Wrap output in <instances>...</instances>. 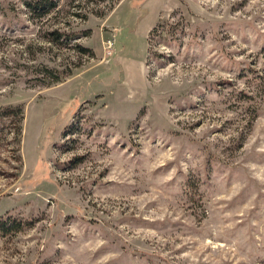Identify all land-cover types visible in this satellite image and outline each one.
Segmentation results:
<instances>
[{
	"label": "rangeland",
	"instance_id": "1",
	"mask_svg": "<svg viewBox=\"0 0 264 264\" xmlns=\"http://www.w3.org/2000/svg\"><path fill=\"white\" fill-rule=\"evenodd\" d=\"M61 5L0 0V264H264V0Z\"/></svg>",
	"mask_w": 264,
	"mask_h": 264
},
{
	"label": "trees",
	"instance_id": "2",
	"mask_svg": "<svg viewBox=\"0 0 264 264\" xmlns=\"http://www.w3.org/2000/svg\"><path fill=\"white\" fill-rule=\"evenodd\" d=\"M119 0H23V4L25 5L29 18L35 21H45L49 22V29L46 31L44 37L49 42H59L61 44L70 43L78 38L81 35L79 33L70 32V30H66L65 27H58L54 20L59 13V5L62 2L63 7H68L70 10V16L72 18H80L86 19V14H82L80 12V6L82 2H86L88 4H101L108 2L107 10H111L114 8L115 4ZM61 5V6H62ZM90 13H93L97 16L105 15V10L102 9H92ZM66 26V25H65ZM164 31H161V33ZM88 33H84L87 35ZM83 35V33H82ZM79 45H76V47ZM83 53L89 57L93 55V52L89 48H83ZM71 70L64 69V71L60 69L50 68L47 66H43L42 69L37 73L36 79L40 85L50 86L57 82H61L66 75L71 74ZM10 116L16 119V122L19 124L16 128V136L21 134V122L24 119L23 105H8L6 107L0 108V123L3 122V118ZM28 222L21 223L15 217L5 216L0 217V235H6L7 233H16L22 229V226H28Z\"/></svg>",
	"mask_w": 264,
	"mask_h": 264
}]
</instances>
